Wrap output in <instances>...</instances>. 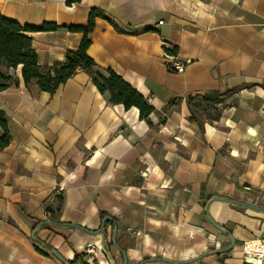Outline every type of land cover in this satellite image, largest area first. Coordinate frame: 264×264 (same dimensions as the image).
Here are the masks:
<instances>
[{
  "label": "crops",
  "instance_id": "0c3cea01",
  "mask_svg": "<svg viewBox=\"0 0 264 264\" xmlns=\"http://www.w3.org/2000/svg\"><path fill=\"white\" fill-rule=\"evenodd\" d=\"M91 7L121 30L96 17L87 54L155 110L111 103L85 69L51 94L0 63L18 81L0 91V264H239L264 219V0H0L60 26L27 31L41 65L78 47L66 27Z\"/></svg>",
  "mask_w": 264,
  "mask_h": 264
},
{
  "label": "trees",
  "instance_id": "16d2710c",
  "mask_svg": "<svg viewBox=\"0 0 264 264\" xmlns=\"http://www.w3.org/2000/svg\"><path fill=\"white\" fill-rule=\"evenodd\" d=\"M79 1L66 0V3L70 5ZM96 17L106 18L117 30H121L112 19L104 15L101 9L91 7L85 25L66 27L70 31L82 33V39L78 47L66 49L64 60L55 61L51 65H41L37 62V54L27 31L56 30L60 26L51 22H43L38 26H22L0 13V63L5 67L12 68L20 65L21 76L25 85L35 83L39 90L51 94L55 92L60 84L75 74L78 68L85 69L89 72L91 81L97 89L101 93H108L111 103H121L126 109L135 106L139 110V117L145 118L155 110L145 96L119 74L115 73L112 68L107 67L105 72L101 73L96 68L95 61L87 54V48L91 44L90 33L93 31ZM12 84L17 86L18 81L0 71V91ZM0 126L2 128L0 148H2L10 140L7 116L2 110H0Z\"/></svg>",
  "mask_w": 264,
  "mask_h": 264
},
{
  "label": "built area",
  "instance_id": "2783aa9c",
  "mask_svg": "<svg viewBox=\"0 0 264 264\" xmlns=\"http://www.w3.org/2000/svg\"><path fill=\"white\" fill-rule=\"evenodd\" d=\"M169 67L176 71H183L189 60H177L171 53L166 52ZM150 103V102H149ZM85 252L92 253L93 248L87 246ZM244 256L239 264H264V219L260 222V235L257 239L245 243L243 247Z\"/></svg>",
  "mask_w": 264,
  "mask_h": 264
},
{
  "label": "water",
  "instance_id": "95a60500",
  "mask_svg": "<svg viewBox=\"0 0 264 264\" xmlns=\"http://www.w3.org/2000/svg\"><path fill=\"white\" fill-rule=\"evenodd\" d=\"M106 218L110 219L109 216H104L103 219H102V224H103V222L105 221ZM101 227H102V225H101ZM115 231H116V227L114 226V235H113V238H114V236H115ZM123 254H124V252H123ZM124 262H125V264H126L125 256H124Z\"/></svg>",
  "mask_w": 264,
  "mask_h": 264
},
{
  "label": "rangeland",
  "instance_id": "374dc122",
  "mask_svg": "<svg viewBox=\"0 0 264 264\" xmlns=\"http://www.w3.org/2000/svg\"><path fill=\"white\" fill-rule=\"evenodd\" d=\"M87 246L93 248V252H92V253H94V251H95V247H94L93 245H91V244H88ZM87 246H86V247H87ZM86 247H85V249H86ZM85 249H84V251H85Z\"/></svg>",
  "mask_w": 264,
  "mask_h": 264
}]
</instances>
